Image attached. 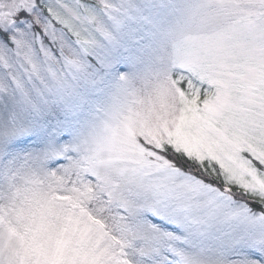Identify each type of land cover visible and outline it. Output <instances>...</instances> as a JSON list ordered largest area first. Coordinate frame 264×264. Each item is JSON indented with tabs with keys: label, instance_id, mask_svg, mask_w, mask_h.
<instances>
[{
	"label": "snow or ice",
	"instance_id": "6c2138e0",
	"mask_svg": "<svg viewBox=\"0 0 264 264\" xmlns=\"http://www.w3.org/2000/svg\"><path fill=\"white\" fill-rule=\"evenodd\" d=\"M0 264H264V0H0Z\"/></svg>",
	"mask_w": 264,
	"mask_h": 264
}]
</instances>
